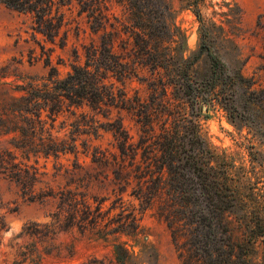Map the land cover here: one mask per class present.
I'll return each mask as SVG.
<instances>
[{
  "label": "rangeland",
  "instance_id": "1",
  "mask_svg": "<svg viewBox=\"0 0 264 264\" xmlns=\"http://www.w3.org/2000/svg\"><path fill=\"white\" fill-rule=\"evenodd\" d=\"M85 4L83 12L76 1L59 8L63 20L51 42L33 28L31 13L0 3V150L23 145L25 152L16 151L14 161L37 171L35 191H80L91 205L101 201L102 214L97 225L66 226L52 219L57 198L29 200L0 174V264H108L117 241L135 251L142 243L153 247L156 264H182L158 213L163 197L140 204L133 165L127 161L124 167L118 165L121 160L108 122H121L136 142L140 131L135 117L124 109H91L63 98L50 114L41 96H53V81L65 77L71 63L83 64L84 48L98 45L103 33L112 39L110 51L132 67L123 85L108 78L128 97L147 101L153 88L160 99L159 78L176 83L173 69L182 55L191 62L187 73L199 87L194 110L201 137L227 164L230 177L240 181L242 193L252 194L255 209L264 213V0H198L196 6L193 0H145L147 36L158 35L153 45L160 55L170 57L167 71L153 69L140 54L134 19L120 3L85 0ZM202 40L225 67L215 75L214 85L200 49ZM167 96L184 97L172 84L167 85ZM59 142L74 147L72 152L45 154ZM99 152L104 159L93 162L92 155ZM242 216L239 207L228 214L234 233ZM133 218L138 225L135 238L129 224ZM247 218L253 223L255 212L251 210ZM255 248L254 257L264 264V242Z\"/></svg>",
  "mask_w": 264,
  "mask_h": 264
},
{
  "label": "trees",
  "instance_id": "2",
  "mask_svg": "<svg viewBox=\"0 0 264 264\" xmlns=\"http://www.w3.org/2000/svg\"><path fill=\"white\" fill-rule=\"evenodd\" d=\"M72 1L78 3L79 12L87 10L85 0H0V3L15 11L31 13L33 28L53 42L63 20V12L59 8ZM116 1L134 19L137 30L134 35L138 38L134 42L140 54L146 57L153 69L161 67L167 71L170 57L160 55L153 45L159 39L158 35L147 36L150 25L144 19L145 0ZM197 2L193 0L195 6ZM194 13L199 20L197 7ZM107 34L100 36L98 45L90 44L84 48L83 64L71 63L65 77L53 81V96L43 93L41 100L49 113L52 114L63 98L71 104H86L91 109H124L135 117L140 131L136 142L130 140L121 122H108V130L116 141L121 160L118 165L124 167L125 161L128 166L133 165L131 171L137 179L135 190L140 204L149 205L154 197H163L158 213L166 223L182 264H263L254 254L258 242H264V213L257 207L255 209L256 201L252 194L242 193L240 181L230 177L227 164L218 160L199 133L198 113L194 110L199 87L187 73L191 62L181 55L173 69L176 83L159 78L160 99H156V89L153 88L147 101L137 95L128 97L123 87L117 88L108 79L112 77L123 85V78L132 73V67L110 51L112 39L107 38ZM200 49L208 62L210 85H214L215 75L221 74L225 67L205 40L201 41ZM77 56L75 53L74 57ZM171 84L173 88H181L184 97L171 100L167 96V85ZM187 107L190 110H186ZM52 147L45 152L46 155L48 152L54 155L67 150L72 152L74 148L64 147L60 142ZM12 148L0 150V174L12 180L23 195L29 200L39 201L57 198L52 219L62 220L66 226L98 224L102 214L101 201L91 205L85 193L69 189L54 192L39 188L35 191L34 186L39 182L37 171L14 161L16 151L23 154L25 147L12 145ZM137 155L139 160H136ZM104 157L105 154L99 152V155L93 154L91 160L100 162ZM234 207H239L243 215L236 225L238 233L233 232L228 219ZM251 210L255 212L253 223L247 218ZM129 224L134 228L131 236L135 238L138 225L134 218ZM152 263L156 264V253L151 246L142 243L135 251L124 241L112 244L108 264Z\"/></svg>",
  "mask_w": 264,
  "mask_h": 264
}]
</instances>
